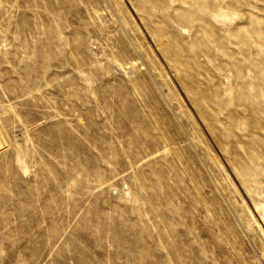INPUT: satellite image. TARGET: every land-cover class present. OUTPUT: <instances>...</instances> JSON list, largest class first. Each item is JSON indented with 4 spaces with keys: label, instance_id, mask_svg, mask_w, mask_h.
<instances>
[{
    "label": "rangeland",
    "instance_id": "rangeland-1",
    "mask_svg": "<svg viewBox=\"0 0 264 264\" xmlns=\"http://www.w3.org/2000/svg\"><path fill=\"white\" fill-rule=\"evenodd\" d=\"M0 264H264V0H0Z\"/></svg>",
    "mask_w": 264,
    "mask_h": 264
},
{
    "label": "bare ground",
    "instance_id": "bare-ground-1",
    "mask_svg": "<svg viewBox=\"0 0 264 264\" xmlns=\"http://www.w3.org/2000/svg\"><path fill=\"white\" fill-rule=\"evenodd\" d=\"M1 128V127H0ZM5 144V139L2 136V132L0 130V148Z\"/></svg>",
    "mask_w": 264,
    "mask_h": 264
}]
</instances>
